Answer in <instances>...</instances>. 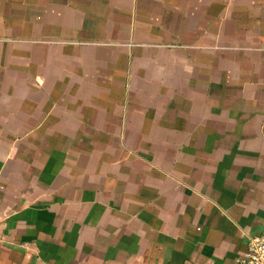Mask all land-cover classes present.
Instances as JSON below:
<instances>
[{"label": "crops", "instance_id": "crops-1", "mask_svg": "<svg viewBox=\"0 0 264 264\" xmlns=\"http://www.w3.org/2000/svg\"><path fill=\"white\" fill-rule=\"evenodd\" d=\"M264 232V0H0V264H235Z\"/></svg>", "mask_w": 264, "mask_h": 264}, {"label": "built area", "instance_id": "built-area-1", "mask_svg": "<svg viewBox=\"0 0 264 264\" xmlns=\"http://www.w3.org/2000/svg\"><path fill=\"white\" fill-rule=\"evenodd\" d=\"M235 264H264V232L248 238L247 249Z\"/></svg>", "mask_w": 264, "mask_h": 264}]
</instances>
